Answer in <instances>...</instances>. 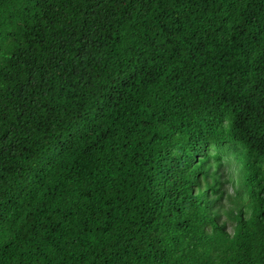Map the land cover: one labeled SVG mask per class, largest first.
Returning <instances> with one entry per match:
<instances>
[{"label":"trees","instance_id":"trees-1","mask_svg":"<svg viewBox=\"0 0 264 264\" xmlns=\"http://www.w3.org/2000/svg\"><path fill=\"white\" fill-rule=\"evenodd\" d=\"M0 264H264V0H0Z\"/></svg>","mask_w":264,"mask_h":264},{"label":"rangeland","instance_id":"rangeland-1","mask_svg":"<svg viewBox=\"0 0 264 264\" xmlns=\"http://www.w3.org/2000/svg\"><path fill=\"white\" fill-rule=\"evenodd\" d=\"M230 192H234L233 188H231Z\"/></svg>","mask_w":264,"mask_h":264}]
</instances>
